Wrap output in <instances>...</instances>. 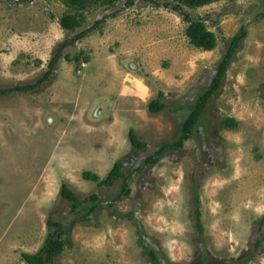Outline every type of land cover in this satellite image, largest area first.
Returning a JSON list of instances; mask_svg holds the SVG:
<instances>
[{"label": "rangeland", "instance_id": "obj_1", "mask_svg": "<svg viewBox=\"0 0 264 264\" xmlns=\"http://www.w3.org/2000/svg\"><path fill=\"white\" fill-rule=\"evenodd\" d=\"M126 1L0 0V88L35 81L59 43L117 11L64 48L70 60L40 87L0 95V264H26L22 253L41 248L49 218L71 228L53 264H264V0L185 6L214 33L210 50L190 42L179 12ZM66 13H81L82 26L63 29ZM242 27L192 136L143 165L178 139ZM160 92L166 107L151 113ZM116 161L127 195L122 178L105 186L83 177L102 179ZM63 183L81 200L98 196L80 206L97 204L85 220L61 197Z\"/></svg>", "mask_w": 264, "mask_h": 264}, {"label": "trees", "instance_id": "obj_2", "mask_svg": "<svg viewBox=\"0 0 264 264\" xmlns=\"http://www.w3.org/2000/svg\"><path fill=\"white\" fill-rule=\"evenodd\" d=\"M72 6H83L85 3L89 1H98L105 5H114L117 0H65ZM214 0H169V1H159V0H151L157 6H164L170 7L172 10L179 12L183 19L188 22L186 27V35L189 38L190 42L204 50H210L215 47L216 45V38L212 31H210L202 17L194 18L184 7H194L207 4ZM133 0H127L126 4L131 5ZM117 11H114L111 14L104 15L102 18L96 19L92 25L87 28L81 29L74 33L72 37L69 39L63 40L61 43L57 45L55 51L51 58L48 61L47 69L45 72L37 78L33 82L18 84L10 87L0 88V95H10L12 93H24L28 91H32L42 84H44L48 79H50L53 70L56 68L57 62L61 57H65V59L70 60L68 54L63 55L64 48L71 46L74 44L76 40L82 39L88 33L92 32L94 29L98 28L102 22L106 20L108 17L116 16ZM260 16H264V10L260 13ZM84 20V16L81 13H66L63 14L59 18L60 26L68 31L74 32L77 28L82 26ZM247 35V30L242 27L239 32H237L232 39L230 40L224 54L222 55L217 69L215 71V76L212 78L209 87L198 97L194 108L188 114L186 119L183 122L181 128V134L177 140L172 142L164 143L160 146L155 152L148 155L143 165L147 164H154L160 160L162 155L170 150H179L183 147L184 142L192 136L193 128L198 121V118L202 114L205 105L210 97H212L215 92L222 86V79L224 74L227 71V68L234 57V54L240 44V41L245 38ZM87 60V58H85ZM163 93H159V98H154L148 103V110L151 113H157L163 110L166 107V103L161 100ZM129 138L132 145L136 148H143L144 143L138 138L133 130H129ZM122 162L116 161L112 168L109 170L107 175L104 178H100L96 173L86 171L83 173V177L87 180H91L97 182L99 185L110 186L112 185L117 179L122 178V189L120 191L119 197L123 195H127L129 193L128 188V179L129 175H125L122 171ZM60 195L63 199H65L70 205L71 210L73 212H85L82 216L79 217V220H85L90 213H92L97 204L88 205L80 208L82 204H84L85 200L87 201H96L98 196L93 193L87 198L81 200L79 197L74 193L72 189L65 183L61 185ZM77 208H80L77 209ZM78 219L74 220L72 224L74 225ZM196 220L197 224H199V210L196 209ZM264 221V220H263ZM47 225L50 228L43 245L41 248L34 253L23 252L22 258L26 262V264H53L55 256L60 254L63 250L65 245L67 244L66 238L64 235H69L71 233V228H65L60 221L53 220L49 218L47 220ZM53 228V229H52ZM258 243H256L257 245ZM151 256H154L152 251H149Z\"/></svg>", "mask_w": 264, "mask_h": 264}, {"label": "water", "instance_id": "obj_3", "mask_svg": "<svg viewBox=\"0 0 264 264\" xmlns=\"http://www.w3.org/2000/svg\"><path fill=\"white\" fill-rule=\"evenodd\" d=\"M263 224H264V222H263Z\"/></svg>", "mask_w": 264, "mask_h": 264}]
</instances>
